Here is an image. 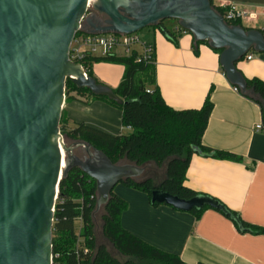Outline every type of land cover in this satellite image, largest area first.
Returning a JSON list of instances; mask_svg holds the SVG:
<instances>
[{"label":"water","instance_id":"obj_1","mask_svg":"<svg viewBox=\"0 0 264 264\" xmlns=\"http://www.w3.org/2000/svg\"><path fill=\"white\" fill-rule=\"evenodd\" d=\"M106 14L105 25L84 27L88 9ZM219 49L226 79L247 90L236 62L264 52L262 29L228 24L210 0H0V264H52V222L61 178L74 167L95 180V212L122 180H141L143 165L113 163L84 140L66 141L59 130L65 83L116 99L112 89L84 77L69 59L74 34H129L164 20ZM81 150L85 155L75 154ZM62 155L63 160L62 162ZM150 202L189 212L204 206L241 221L219 201L189 199L154 188Z\"/></svg>","mask_w":264,"mask_h":264},{"label":"crops","instance_id":"obj_2","mask_svg":"<svg viewBox=\"0 0 264 264\" xmlns=\"http://www.w3.org/2000/svg\"><path fill=\"white\" fill-rule=\"evenodd\" d=\"M213 1L246 10L253 18L243 20L242 26L254 24L248 28L264 30V0ZM153 28L152 33L144 35L146 40H140L154 47L156 87L164 101L175 109L199 108L209 92L212 110L201 143L240 157L239 161L220 159L196 149L184 185L219 201L239 220L264 227V126L260 106L226 79L219 53L208 44L195 45L192 35L179 31L175 21L168 27L179 33L175 43ZM249 53L251 58L237 61L236 69L245 78L264 81V52ZM117 55L122 56V52ZM96 63L95 69L91 67L95 80L115 88L123 67ZM63 111L70 125L83 122L113 135L130 132L121 124V111L103 101H67ZM115 190L127 203L121 226L146 243L177 254L185 263L264 264V235L239 229L220 210L210 207L196 217L166 204L152 205L145 193L123 184Z\"/></svg>","mask_w":264,"mask_h":264},{"label":"trees","instance_id":"obj_3","mask_svg":"<svg viewBox=\"0 0 264 264\" xmlns=\"http://www.w3.org/2000/svg\"><path fill=\"white\" fill-rule=\"evenodd\" d=\"M210 1L215 10L223 15L224 8L216 6L213 0ZM227 23L242 25L239 20ZM156 28L167 39L176 42L178 31L169 29L164 22ZM178 30L181 31L180 28ZM262 32L264 33V30ZM198 44L207 42L195 41V45ZM212 50L220 53L219 49ZM96 62L116 63L123 67L118 85L112 88L116 99L93 94L88 88L77 87L67 78L65 102L103 101L121 111V124L129 128L130 132L113 135L83 122H73L70 125L63 108L59 130L66 140H84L90 143L113 163L126 158L128 162L140 166L153 163L164 168V177L157 183L154 178L146 175L139 181L131 178L122 180L123 185L145 193L149 201L154 188L189 199L198 194L184 185L185 172L196 149L207 156L240 160V157L232 153L212 150L201 143L212 110L209 92L199 108L175 109L164 101L156 87L155 59L136 61L135 52L129 56H91L87 58L86 63L89 65L88 76L92 78L94 77L91 65ZM245 81L249 91L245 95L260 106L264 126V81L256 77L245 78ZM95 202V180L78 167L71 168L65 177L60 179L52 222V264H188L177 254L161 250L126 231L121 226L120 217L127 208V203L112 190L101 219L104 238L123 259L114 257L104 244L95 241L93 223ZM207 208L210 207L204 206L200 210L193 209L189 212L199 217ZM230 212L237 216L234 211ZM240 221L245 231L264 235V227Z\"/></svg>","mask_w":264,"mask_h":264},{"label":"built area","instance_id":"obj_4","mask_svg":"<svg viewBox=\"0 0 264 264\" xmlns=\"http://www.w3.org/2000/svg\"><path fill=\"white\" fill-rule=\"evenodd\" d=\"M214 4L218 7L224 8V14L222 17L226 22L232 20H239L242 22L243 20L253 18L251 13H248L244 9H238L231 4L218 2H214ZM181 31L183 33L186 32L183 29H181ZM76 33L71 40L68 55L71 61L79 64L84 77H87L89 72V65L86 63L88 57H106L108 55H117L118 49L121 50L122 56H129L135 52L136 61H152L154 59L153 46L151 44L141 42L137 32L129 34H88L85 33L82 28H79ZM137 46L140 47L139 50L136 49ZM244 57L250 59L251 54L248 52ZM261 127V125H257V128ZM61 136L63 137L62 134ZM56 199L57 198L55 197V202Z\"/></svg>","mask_w":264,"mask_h":264},{"label":"rangeland","instance_id":"obj_5","mask_svg":"<svg viewBox=\"0 0 264 264\" xmlns=\"http://www.w3.org/2000/svg\"><path fill=\"white\" fill-rule=\"evenodd\" d=\"M166 21H168L167 22V24L169 25L168 27H170V26H172L173 24H174V20H171V19H169V20H166ZM173 23V24H172ZM256 25H252V24H248V27H255ZM244 27H246V26H244ZM248 27H246V28H248ZM154 28L153 27H144V28H142L141 30H139V31H137V33H138V35H139V37L141 38V40H146V38H148V37H144V35L146 34H148V33H152V30H153ZM169 29H171V28H169ZM120 54L121 52H120V50L118 49L117 50V54ZM96 64H98V63H93L92 65H91V67H93V69H95L94 67H95V65ZM96 67H97V65H96ZM64 137V136H63ZM64 139H65V137H64ZM66 140V139H65ZM66 141H69V140H66ZM144 166V172H143V174H142V176L140 177V179H142L143 177H145L146 175H149V176H151L152 178H154V180H155V182L157 183V182H159L163 177H164V168L162 167V168H159V167H156L153 163H147V164H145V165H143ZM118 185H122V183L121 182H119V183H117L116 185H115V187L113 188V190H114V192H116V186H118ZM103 213H104V206L103 205H100V207L95 211V212H93V223H94V237H95V241H96V243H100V244H104L107 248H108V250H109V252L114 256V257H116V258H118V259H123L114 249H113V247L110 245V243L104 238V236H103V234H102V219H101V216L103 215ZM77 224V226H79L78 225V223H76ZM80 243H82V242H79V244ZM82 245V244H81ZM84 246V245H83Z\"/></svg>","mask_w":264,"mask_h":264},{"label":"flooded vegetation","instance_id":"obj_6","mask_svg":"<svg viewBox=\"0 0 264 264\" xmlns=\"http://www.w3.org/2000/svg\"><path fill=\"white\" fill-rule=\"evenodd\" d=\"M84 19H85L84 27L86 29H90V28H92L90 25V22L95 26L105 25L107 20L109 19V17L103 13H96L93 9L90 8L86 12ZM165 21L166 20H164L163 22H165ZM75 154L79 157H83L85 155L81 150H77L75 152Z\"/></svg>","mask_w":264,"mask_h":264},{"label":"bare ground","instance_id":"obj_7","mask_svg":"<svg viewBox=\"0 0 264 264\" xmlns=\"http://www.w3.org/2000/svg\"><path fill=\"white\" fill-rule=\"evenodd\" d=\"M90 1H93V0H90ZM62 162H64V160H63V155H62Z\"/></svg>","mask_w":264,"mask_h":264}]
</instances>
